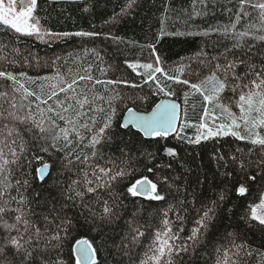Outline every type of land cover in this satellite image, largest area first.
I'll return each mask as SVG.
<instances>
[{
  "label": "snow or ice",
  "instance_id": "snow-or-ice-1",
  "mask_svg": "<svg viewBox=\"0 0 264 264\" xmlns=\"http://www.w3.org/2000/svg\"><path fill=\"white\" fill-rule=\"evenodd\" d=\"M109 2L48 0L82 13ZM145 8L160 22L154 42L140 45L151 50L147 62L121 47L137 41L95 26L54 31L39 0H0V264H264V0H191L190 10L174 0H123L105 24ZM218 15L227 22H208ZM173 17H187L183 31H168ZM101 36L114 53L82 47L42 62L26 43ZM165 36L204 39L168 68L156 47ZM45 67L50 74H29ZM181 93L183 109L172 99ZM196 96L202 111L192 122ZM225 138L229 151L215 146ZM203 142H213L211 197L189 190L192 169L180 155V143ZM206 183L197 177L198 187ZM80 229L95 235L76 239Z\"/></svg>",
  "mask_w": 264,
  "mask_h": 264
},
{
  "label": "trees",
  "instance_id": "trees-1",
  "mask_svg": "<svg viewBox=\"0 0 264 264\" xmlns=\"http://www.w3.org/2000/svg\"><path fill=\"white\" fill-rule=\"evenodd\" d=\"M40 3V15H45L43 9H48V14H50L49 27L54 31H79V30H93V26H95L94 30L101 31L102 33H106L111 31L115 35H119L123 37L125 40H134L138 42L136 46H127L122 45L121 47L126 52L128 59H140L143 62H147L151 58V50L147 47L141 48L140 45H146L147 43L154 42L155 34L160 28L159 22V13L153 9L151 12L145 8L143 11H138V13L134 17H129L121 23L113 26L110 24H105V21L109 19L112 15L113 10L119 11V5L123 3V0H110L106 9H99L93 13H82L78 10L80 6L77 5H51L49 6L48 0H39ZM159 7V3L156 5ZM174 6L176 9H189L191 8V0H174ZM60 7H67L68 11L64 13L59 12ZM187 19V17H181V19H172L167 20L166 27L168 31H176V30H184L183 21ZM218 19L221 22H227L226 17L217 16L213 20L208 22H215ZM192 23L199 25L201 28L205 26V20L203 18H197ZM204 38L202 37H180V36H165L160 39L157 44V54L160 55L165 63V66L168 68H174L176 65L180 63V58H189L193 57L194 54L199 51L202 41ZM26 43L32 45L33 52L37 53L43 60L54 57L55 55H64L66 52H81L82 47L92 48L96 47L102 50V54L104 52L114 53L116 46L112 44L111 40H104L103 36L96 38L93 41H87L86 38L73 37L69 39L67 42L60 41L58 43H52L49 45L41 44L38 41H26ZM106 60H109L108 56H105ZM123 59V57H120ZM113 62V61H109ZM30 75H35L37 71L40 72L41 75L50 74L51 69L45 67L43 69H29ZM119 75V73L117 74ZM127 79L137 82L143 83V81L137 77L134 73H131L128 70ZM125 91H131V89L125 88V86L121 85ZM161 97H153L152 99L155 102H158ZM180 101L183 105V97L182 93L179 98L175 97ZM196 105V110L193 111L191 106L188 108V117L192 122H197L199 119V115L201 114V98L196 96L195 98L190 99L191 104ZM144 107L150 110L151 105H145ZM187 135L192 136L195 133L194 128L185 129ZM174 135V134H173ZM228 140V143L216 142V148L221 151H229V144L232 143L231 138H225ZM161 143H165L161 141ZM167 143L169 144H177L178 142L169 137ZM222 145V146H221ZM235 145L233 144V147ZM179 148L181 149L180 155L181 157L187 161L189 167L192 169L190 173H187V178L190 183V191L195 189L197 191H203L206 196H213L215 189L213 187L214 181L213 174L215 172V162L210 161V156L212 153L213 142H203L202 145H187L180 143ZM45 161H47V157H45ZM50 163V161H48ZM40 167V164L37 162H33V175H35V169ZM145 175H149L150 179H154L151 174L144 173ZM205 176H207V183L203 184L202 187H198L196 185L197 177L201 181L204 180ZM139 178V173L137 177ZM39 182V181H37ZM258 193L253 190L252 196L255 197ZM191 197H189L190 199ZM250 197L249 199H251ZM135 199L138 203L143 202L141 198H132L129 197V200ZM243 201L236 200L233 198V204H239ZM162 203V202H153ZM195 218V212H192L187 220L185 225V235L188 230L193 226V221ZM95 233H89L87 229H80L78 233H74L76 239L87 238L92 239ZM253 241L258 244L259 240L256 237H250ZM74 243V241H73ZM98 243V241H97ZM106 253H101V258L105 257Z\"/></svg>",
  "mask_w": 264,
  "mask_h": 264
},
{
  "label": "water",
  "instance_id": "water-1",
  "mask_svg": "<svg viewBox=\"0 0 264 264\" xmlns=\"http://www.w3.org/2000/svg\"><path fill=\"white\" fill-rule=\"evenodd\" d=\"M162 98V97H161ZM160 98V99H161ZM173 100H176L178 103H180V101L178 99H176L175 97L172 98ZM159 102V101H158ZM181 104V103H180ZM181 109H182V104H181Z\"/></svg>",
  "mask_w": 264,
  "mask_h": 264
}]
</instances>
